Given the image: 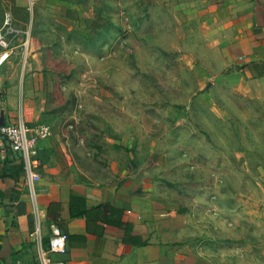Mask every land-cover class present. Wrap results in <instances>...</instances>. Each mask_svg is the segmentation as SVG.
<instances>
[{
	"label": "rangeland",
	"instance_id": "rangeland-1",
	"mask_svg": "<svg viewBox=\"0 0 264 264\" xmlns=\"http://www.w3.org/2000/svg\"><path fill=\"white\" fill-rule=\"evenodd\" d=\"M80 1L0 0V27L10 13L21 34L0 47V52H10L5 64L39 60L50 75L39 121L49 128L46 140L65 147L90 177L106 170L113 145L123 149L128 138L144 153L146 140L138 128L143 113L173 124L192 112L187 121L191 129L171 130L170 141L180 139L178 148L170 150L173 181L183 152L189 161L195 155L209 158L224 174L215 177L200 170L198 181L189 176L180 190L177 183L169 184L185 196V208L195 209L196 228L185 229L184 238L198 251L200 264H256L250 256H259L261 235L253 234L243 212L246 200L256 201L260 192L262 109L223 84L205 86V68L218 71L219 57L206 50L196 22L183 23L174 5L159 0ZM101 9L107 15H98ZM189 63L194 70L186 69ZM200 89L209 90L208 101H196ZM211 107L222 120L209 114ZM197 185L199 195L192 193ZM224 190L228 193L220 194ZM245 242L256 244L253 251Z\"/></svg>",
	"mask_w": 264,
	"mask_h": 264
},
{
	"label": "crops",
	"instance_id": "crops-1",
	"mask_svg": "<svg viewBox=\"0 0 264 264\" xmlns=\"http://www.w3.org/2000/svg\"><path fill=\"white\" fill-rule=\"evenodd\" d=\"M159 1L177 7L183 23L196 22L207 40L206 50L218 55L220 69L205 68L209 77L205 86L223 84L263 113L264 0ZM194 68L191 63L186 67ZM50 83L39 60L6 63L0 70V124L22 121L29 129L39 125L45 112L42 92ZM201 90L196 101H208L209 90ZM209 110L214 119L222 120L216 108ZM191 113L173 124L143 113L138 128L146 140L144 153L136 140L128 138L123 149L113 145L106 170L90 177L65 147L48 139L37 144L33 172L38 180L30 184L24 167L22 172L19 168L20 154L7 150L0 157V264H39L40 246L46 247L56 231L67 236L66 253L51 257L66 264H200L198 251L184 238L185 229L196 228L195 209L185 208V196L168 186L177 183L180 190L189 176L198 181L200 170H210L207 175L215 177L224 171L207 157L195 155L189 161L181 150L173 181L170 150L180 139L171 142V130L191 129L187 122ZM258 172L259 195L252 203L246 200L243 212L253 234L261 235L259 256H250L256 264L264 261V166ZM201 190L197 185L192 193L199 195ZM36 230L40 243L30 237ZM244 245L250 251L256 246Z\"/></svg>",
	"mask_w": 264,
	"mask_h": 264
},
{
	"label": "built area",
	"instance_id": "built-area-1",
	"mask_svg": "<svg viewBox=\"0 0 264 264\" xmlns=\"http://www.w3.org/2000/svg\"><path fill=\"white\" fill-rule=\"evenodd\" d=\"M20 32L12 25V16L5 13L0 27V47L5 48L10 40L20 36ZM25 40L24 44H27ZM10 58V52L4 49L0 52V70L5 62ZM50 135L49 128L45 125H35L29 129L24 122L15 124L0 125V157L3 158L7 150L19 153L24 164V171L30 184L38 180V175L33 172L35 167V157L37 154V144L46 140ZM33 241L40 243L38 230L30 234ZM67 236L60 232H55L48 238L46 247H41L38 254L39 264H66L61 260L52 259L51 255H64L66 253Z\"/></svg>",
	"mask_w": 264,
	"mask_h": 264
},
{
	"label": "trees",
	"instance_id": "trees-1",
	"mask_svg": "<svg viewBox=\"0 0 264 264\" xmlns=\"http://www.w3.org/2000/svg\"><path fill=\"white\" fill-rule=\"evenodd\" d=\"M98 15H103V14H106V12H105V10H103V9H101L100 11H99V13H97ZM107 15V14H106ZM263 114H264V111H263ZM23 161H21V163H20V170H21V172L23 171V167H24V164L22 163ZM64 234V233H63ZM66 235V234H65Z\"/></svg>",
	"mask_w": 264,
	"mask_h": 264
},
{
	"label": "water",
	"instance_id": "water-1",
	"mask_svg": "<svg viewBox=\"0 0 264 264\" xmlns=\"http://www.w3.org/2000/svg\"><path fill=\"white\" fill-rule=\"evenodd\" d=\"M0 125H2V124H0Z\"/></svg>",
	"mask_w": 264,
	"mask_h": 264
}]
</instances>
